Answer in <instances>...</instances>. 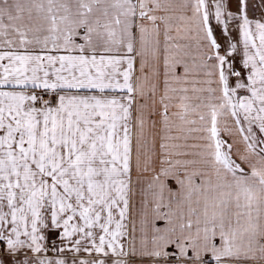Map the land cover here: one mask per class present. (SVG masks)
Instances as JSON below:
<instances>
[{
  "label": "snow or ice",
  "instance_id": "1",
  "mask_svg": "<svg viewBox=\"0 0 264 264\" xmlns=\"http://www.w3.org/2000/svg\"><path fill=\"white\" fill-rule=\"evenodd\" d=\"M0 264H264V0H0Z\"/></svg>",
  "mask_w": 264,
  "mask_h": 264
}]
</instances>
